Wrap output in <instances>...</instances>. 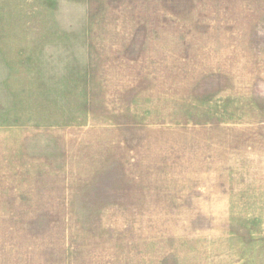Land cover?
<instances>
[{"label": "rangeland", "instance_id": "obj_1", "mask_svg": "<svg viewBox=\"0 0 264 264\" xmlns=\"http://www.w3.org/2000/svg\"><path fill=\"white\" fill-rule=\"evenodd\" d=\"M0 264H264V0H0Z\"/></svg>", "mask_w": 264, "mask_h": 264}]
</instances>
